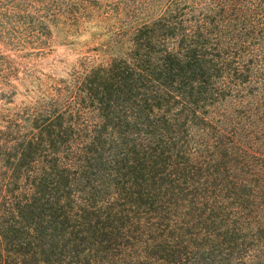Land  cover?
<instances>
[{"label":"trees","instance_id":"obj_1","mask_svg":"<svg viewBox=\"0 0 264 264\" xmlns=\"http://www.w3.org/2000/svg\"><path fill=\"white\" fill-rule=\"evenodd\" d=\"M91 27L126 54L0 111V264H264V0H0L25 53Z\"/></svg>","mask_w":264,"mask_h":264},{"label":"rangeland","instance_id":"obj_2","mask_svg":"<svg viewBox=\"0 0 264 264\" xmlns=\"http://www.w3.org/2000/svg\"><path fill=\"white\" fill-rule=\"evenodd\" d=\"M128 45L127 41L115 43L95 27L72 35L68 42L52 43L45 53H25L0 40V111H12L35 97L39 93L40 81L65 77L71 64L85 51L89 50L98 60H104L125 55ZM94 46L95 50L92 49Z\"/></svg>","mask_w":264,"mask_h":264}]
</instances>
